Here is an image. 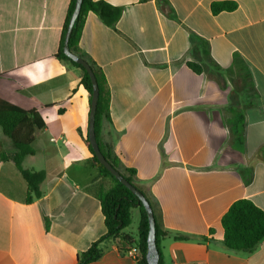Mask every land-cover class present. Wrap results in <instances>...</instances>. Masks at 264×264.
<instances>
[{
	"label": "crops",
	"instance_id": "1",
	"mask_svg": "<svg viewBox=\"0 0 264 264\" xmlns=\"http://www.w3.org/2000/svg\"><path fill=\"white\" fill-rule=\"evenodd\" d=\"M70 1L0 0V99L46 123L23 163L46 173L42 198L27 203L28 184L0 159V264H76L107 232L95 191L108 182L87 145L89 94L82 72L56 58ZM97 1L122 9L114 27L90 14L79 45L110 93L101 136L169 233L162 264H264V243L232 252L222 225L237 200L264 211V0ZM220 2L237 8L214 14ZM15 153L0 129V154ZM139 223L135 208L124 230L133 245ZM124 247L106 240L90 264H139Z\"/></svg>",
	"mask_w": 264,
	"mask_h": 264
},
{
	"label": "trees",
	"instance_id": "2",
	"mask_svg": "<svg viewBox=\"0 0 264 264\" xmlns=\"http://www.w3.org/2000/svg\"><path fill=\"white\" fill-rule=\"evenodd\" d=\"M77 0H71L64 23L61 43L56 58L71 67L77 68L82 72L81 86L89 94L90 104L92 101L93 86L89 74L82 65L68 58L64 53L65 37L69 23L74 13ZM237 8L234 2H220L212 5L214 14L222 11H233ZM90 14L97 15L107 26L114 27L120 20L122 9L112 6L105 1L83 0L80 14L73 27L69 48L72 53L84 59L92 68L99 86V100L95 116V133L97 143L107 159V161L133 186L140 190L151 202L147 194L139 188L137 184L136 171L123 168L119 159L115 156L113 149L102 140V129L105 122H110L109 104L110 93L107 81L103 72L96 64L80 49V41L87 17ZM188 66L197 74L206 71L202 64L188 63ZM46 128L43 117L37 110H25L8 101L0 99V129L4 135L13 143L16 153L8 158L0 154L1 160L11 159L20 171L23 179L28 184L27 203H32L35 199H40L44 195L43 184L46 179L44 171H34L25 169L23 163L29 156H33L35 151L33 143L38 132ZM88 137V136H87ZM88 148L93 155V161L99 176L110 181V187L99 186L95 191L96 197L100 201L104 222L107 229L106 234L97 242L93 243L88 251L80 254L76 264H90L98 260L101 256L100 245L106 240L121 241L126 251L133 245V240L124 234V230L132 223V210L137 208L140 211V223L138 227V240L135 242L138 247V263L148 264V216L144 206L139 199L121 182H119L97 159L87 138ZM222 225L225 231L224 245L227 249L235 253L251 254L264 243V211L257 207L248 199H240L234 202L229 210L222 217ZM168 232L161 230L156 223V242L160 253V264L162 255L160 252V241L168 236ZM177 240H190L191 236L174 235Z\"/></svg>",
	"mask_w": 264,
	"mask_h": 264
},
{
	"label": "water",
	"instance_id": "3",
	"mask_svg": "<svg viewBox=\"0 0 264 264\" xmlns=\"http://www.w3.org/2000/svg\"><path fill=\"white\" fill-rule=\"evenodd\" d=\"M83 0H77L76 7L72 18L69 23L68 31L65 37V45H64V53L65 55L70 58L71 60L75 61L76 63L83 66L86 72L89 74V77L92 81L93 86V93H92V101H91V108H90V116H89V128H88V140L90 145L94 151L95 156L97 157L98 161L124 186H126L141 202L144 206L147 216H148V223H149V234H148V252H147V261L148 264H160V253L157 247L156 242V219L153 212V208L150 205L147 198L143 195V193L138 190L135 186L130 184L105 158L103 155L99 144L97 143L96 133H95V116L97 111V104L99 100V86L96 79V76L90 67V65L81 57L75 55L70 51L69 48V40L75 25V22L80 14L82 8ZM119 245L122 246V242L118 241Z\"/></svg>",
	"mask_w": 264,
	"mask_h": 264
},
{
	"label": "built area",
	"instance_id": "4",
	"mask_svg": "<svg viewBox=\"0 0 264 264\" xmlns=\"http://www.w3.org/2000/svg\"><path fill=\"white\" fill-rule=\"evenodd\" d=\"M128 256L134 258L136 261H138V247L136 245H133L131 248H128L125 252Z\"/></svg>",
	"mask_w": 264,
	"mask_h": 264
},
{
	"label": "rangeland",
	"instance_id": "5",
	"mask_svg": "<svg viewBox=\"0 0 264 264\" xmlns=\"http://www.w3.org/2000/svg\"><path fill=\"white\" fill-rule=\"evenodd\" d=\"M106 181L108 182V183H106V184H103V186H106V187H110V181L108 180V179H106ZM105 187V188H106ZM137 224H138V215H137V213L134 215V221H133V225H132V230L134 231V233H136V231H137Z\"/></svg>",
	"mask_w": 264,
	"mask_h": 264
}]
</instances>
